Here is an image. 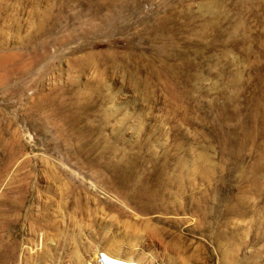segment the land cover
<instances>
[{"label":"rangeland","instance_id":"1","mask_svg":"<svg viewBox=\"0 0 264 264\" xmlns=\"http://www.w3.org/2000/svg\"><path fill=\"white\" fill-rule=\"evenodd\" d=\"M0 264H264V0H0Z\"/></svg>","mask_w":264,"mask_h":264}]
</instances>
